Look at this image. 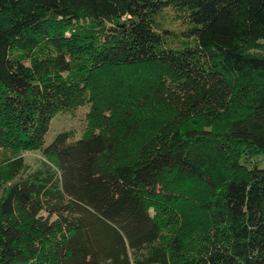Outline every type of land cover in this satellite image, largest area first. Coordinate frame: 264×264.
<instances>
[{
	"label": "trees",
	"instance_id": "trees-1",
	"mask_svg": "<svg viewBox=\"0 0 264 264\" xmlns=\"http://www.w3.org/2000/svg\"><path fill=\"white\" fill-rule=\"evenodd\" d=\"M169 10L188 18L181 36ZM83 103L90 131L46 144ZM160 106L172 117L144 134ZM251 156L264 0H0V264H264Z\"/></svg>",
	"mask_w": 264,
	"mask_h": 264
},
{
	"label": "rangeland",
	"instance_id": "rangeland-1",
	"mask_svg": "<svg viewBox=\"0 0 264 264\" xmlns=\"http://www.w3.org/2000/svg\"><path fill=\"white\" fill-rule=\"evenodd\" d=\"M164 22L165 26L171 30V34L175 33V36H181L188 25V18L182 13L180 14L177 11L169 10L167 15L165 16ZM170 109L171 108L167 106H160L153 112H142L141 119L143 121L142 130L145 131L144 134H150L152 130L159 128L167 120H169L173 115ZM90 110V104L83 103L76 106V108L73 110L58 112L57 114H55L49 124V130L45 136L46 144L50 143L55 135L63 130L72 131L74 134L73 138L82 137L84 134H86V132L90 131ZM23 154L25 162L28 165L29 169L33 170L44 165L45 157L43 156L41 150H28ZM241 160L248 167H252L254 163L257 162L261 166H264V156L243 157ZM189 216L192 217L191 215ZM192 219L195 221L194 217ZM199 220L205 223V219L203 216L197 217L196 221Z\"/></svg>",
	"mask_w": 264,
	"mask_h": 264
}]
</instances>
